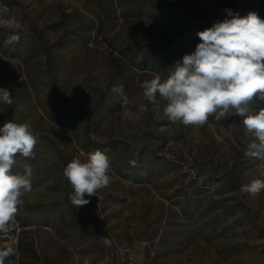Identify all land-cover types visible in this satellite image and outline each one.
<instances>
[{"label": "rangeland", "instance_id": "rangeland-1", "mask_svg": "<svg viewBox=\"0 0 264 264\" xmlns=\"http://www.w3.org/2000/svg\"><path fill=\"white\" fill-rule=\"evenodd\" d=\"M224 9L264 19V0H0V20L19 25L0 28V88L13 100L0 102V127L27 121L39 134L34 157L17 155L13 169L32 168V190L0 232L16 261L264 264V190H240L264 178V160L245 155L242 117L173 123L140 87L166 79L199 31L231 18ZM174 11L193 15L171 21ZM121 85L123 106L112 91ZM97 150L110 158V185L76 208L63 170Z\"/></svg>", "mask_w": 264, "mask_h": 264}, {"label": "clouds", "instance_id": "clouds-1", "mask_svg": "<svg viewBox=\"0 0 264 264\" xmlns=\"http://www.w3.org/2000/svg\"><path fill=\"white\" fill-rule=\"evenodd\" d=\"M230 19L216 21L211 27L199 31L200 42L191 53L184 54L172 66L166 79L153 74L140 87L143 97L159 106L158 97L165 102L164 116L173 123L203 126L209 116L216 120L232 115L242 117L246 134L252 137L247 144L245 155L264 160V108L253 107L254 98L264 101V19L250 11L241 17L231 9H224ZM13 20H0V28L16 29ZM7 43L19 42V36L10 34ZM112 91L128 104L123 86H114ZM12 92L0 88V102L12 105ZM140 111L145 105L139 106ZM123 116L139 119L124 107ZM29 122L7 121L0 127V232L7 231L14 221L22 197L32 190V168L25 164L23 173L16 171L17 155L34 157L38 142ZM111 162L105 152L97 150L87 153L84 159L74 157L63 170V175L72 186L67 194L76 208L90 201L85 196L110 185ZM264 177V172L261 173ZM241 192L257 195L264 190V178H256L241 185ZM14 255V249L0 250V264Z\"/></svg>", "mask_w": 264, "mask_h": 264}, {"label": "trees", "instance_id": "trees-1", "mask_svg": "<svg viewBox=\"0 0 264 264\" xmlns=\"http://www.w3.org/2000/svg\"><path fill=\"white\" fill-rule=\"evenodd\" d=\"M169 14H170V20L171 21H177V20L183 19L184 17H188L189 15L190 16L193 15V12L192 11H187L185 13H179V12L174 11V12L169 13ZM193 35L196 36V31L193 32ZM2 249H6V248H2L1 247V240H0V250H2ZM15 262H17L18 264H24L22 262L16 261V253L14 255H10L9 257H7L5 259V264H13Z\"/></svg>", "mask_w": 264, "mask_h": 264}]
</instances>
